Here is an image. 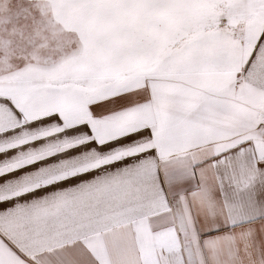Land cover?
<instances>
[{
  "label": "snow or ice",
  "instance_id": "snow-or-ice-1",
  "mask_svg": "<svg viewBox=\"0 0 264 264\" xmlns=\"http://www.w3.org/2000/svg\"><path fill=\"white\" fill-rule=\"evenodd\" d=\"M0 264H264V0H0Z\"/></svg>",
  "mask_w": 264,
  "mask_h": 264
},
{
  "label": "crops",
  "instance_id": "crops-1",
  "mask_svg": "<svg viewBox=\"0 0 264 264\" xmlns=\"http://www.w3.org/2000/svg\"><path fill=\"white\" fill-rule=\"evenodd\" d=\"M253 243H254V241H253V240H251V239H249V240H248V245H249V248H251V247H252Z\"/></svg>",
  "mask_w": 264,
  "mask_h": 264
}]
</instances>
